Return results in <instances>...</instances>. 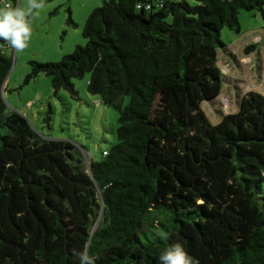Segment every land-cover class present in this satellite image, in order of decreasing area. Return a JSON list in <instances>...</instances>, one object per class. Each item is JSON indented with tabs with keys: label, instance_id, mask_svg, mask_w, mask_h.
I'll list each match as a JSON object with an SVG mask.
<instances>
[{
	"label": "trees",
	"instance_id": "trees-1",
	"mask_svg": "<svg viewBox=\"0 0 264 264\" xmlns=\"http://www.w3.org/2000/svg\"><path fill=\"white\" fill-rule=\"evenodd\" d=\"M194 1L106 0L84 46L30 61L25 85L43 74L77 98L73 80L89 74L88 92L119 110L101 161L9 109L0 41V264H79L85 247L96 264H157L175 243L194 264H264V95L248 92L215 125L203 109L237 81L219 66L220 51L238 61L222 30L240 33V11L264 13V0Z\"/></svg>",
	"mask_w": 264,
	"mask_h": 264
},
{
	"label": "rangeland",
	"instance_id": "rangeland-1",
	"mask_svg": "<svg viewBox=\"0 0 264 264\" xmlns=\"http://www.w3.org/2000/svg\"><path fill=\"white\" fill-rule=\"evenodd\" d=\"M106 0H45V7L39 16L31 21L32 36L28 47L19 55L8 49L13 58V67L5 80L4 98L12 111L22 114L32 127L43 137L53 140H69L84 147L88 157L101 161L103 152L117 142L119 110L103 105L97 96L88 92L90 75L73 80L78 97L61 90L58 95L51 79L43 74L25 85L24 80L31 71L30 61L59 62L72 54L77 46H84L85 24L94 9L101 7ZM194 4V0H188ZM6 0H0V4ZM14 3L15 0H12ZM76 28L67 25L69 11ZM240 33L225 28L221 40L236 55L238 61L219 53V66L223 73L235 83H223L221 95L215 102L203 103L209 120L218 124L220 113H235L239 102L248 92L264 95V13L260 11H240ZM257 44L254 52L245 55L244 49ZM129 101L123 100V106ZM53 114L50 125L44 118L48 106ZM84 151V150H83ZM89 158H86L89 166Z\"/></svg>",
	"mask_w": 264,
	"mask_h": 264
},
{
	"label": "clouds",
	"instance_id": "clouds-1",
	"mask_svg": "<svg viewBox=\"0 0 264 264\" xmlns=\"http://www.w3.org/2000/svg\"><path fill=\"white\" fill-rule=\"evenodd\" d=\"M45 7V0H6L0 4V41H3L17 55L29 45L32 36L31 21L39 16ZM160 239H167L166 233L160 234ZM79 264H96L97 258L91 255L85 247L74 250ZM157 264H194V259L186 252L183 245L175 243L166 246L158 256Z\"/></svg>",
	"mask_w": 264,
	"mask_h": 264
},
{
	"label": "water",
	"instance_id": "water-1",
	"mask_svg": "<svg viewBox=\"0 0 264 264\" xmlns=\"http://www.w3.org/2000/svg\"><path fill=\"white\" fill-rule=\"evenodd\" d=\"M87 158V157H86ZM89 172L92 174V170L90 169Z\"/></svg>",
	"mask_w": 264,
	"mask_h": 264
},
{
	"label": "crops",
	"instance_id": "crops-1",
	"mask_svg": "<svg viewBox=\"0 0 264 264\" xmlns=\"http://www.w3.org/2000/svg\"><path fill=\"white\" fill-rule=\"evenodd\" d=\"M188 1V0H187Z\"/></svg>",
	"mask_w": 264,
	"mask_h": 264
}]
</instances>
